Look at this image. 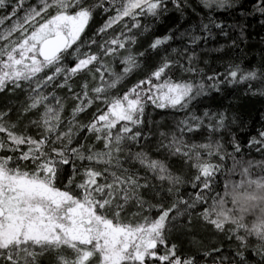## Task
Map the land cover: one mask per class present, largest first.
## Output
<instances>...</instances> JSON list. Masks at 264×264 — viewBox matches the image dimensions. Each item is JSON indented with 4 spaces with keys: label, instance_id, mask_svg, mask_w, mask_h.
<instances>
[{
    "label": "snow or ice",
    "instance_id": "1",
    "mask_svg": "<svg viewBox=\"0 0 264 264\" xmlns=\"http://www.w3.org/2000/svg\"><path fill=\"white\" fill-rule=\"evenodd\" d=\"M253 21L264 0H0V264H264V110L214 103L264 98Z\"/></svg>",
    "mask_w": 264,
    "mask_h": 264
},
{
    "label": "trees",
    "instance_id": "2",
    "mask_svg": "<svg viewBox=\"0 0 264 264\" xmlns=\"http://www.w3.org/2000/svg\"><path fill=\"white\" fill-rule=\"evenodd\" d=\"M253 25L254 27L250 29L252 34L247 44H241L238 51L239 54L244 58L245 63L252 62L253 64L258 65L261 49L264 48V44L261 43V37L264 36V31H260L257 21H253ZM162 30L163 29L161 28V31ZM132 82H134V78L132 79ZM6 102H8V98L0 96V106ZM11 102L15 103L16 101L15 99H12ZM214 103L223 104L224 106H229L231 104L241 114L250 117V123L254 122L257 128L260 126L259 115L260 112L264 110V98H248L237 91L231 92L230 94H227L223 97H217ZM156 119H159V117L157 116ZM255 159H260V157L257 156ZM64 256L69 260L74 259V254L70 250H66L64 252Z\"/></svg>",
    "mask_w": 264,
    "mask_h": 264
}]
</instances>
